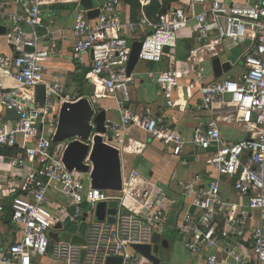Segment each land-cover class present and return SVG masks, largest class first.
Returning <instances> with one entry per match:
<instances>
[{
	"label": "built area",
	"instance_id": "obj_1",
	"mask_svg": "<svg viewBox=\"0 0 264 264\" xmlns=\"http://www.w3.org/2000/svg\"><path fill=\"white\" fill-rule=\"evenodd\" d=\"M136 1L142 15L136 21L122 20L119 0H105L95 18L76 11L71 28L74 58L91 55L85 74L93 86L91 98L113 99L118 111V120L107 127L111 144L123 149L125 131L136 126L172 156L182 155L186 147L197 155L208 152L206 164L215 176L202 186L200 179L181 183L183 209L174 225L175 239L200 257L198 264H264V0H179L156 14L155 21L145 16L153 0ZM16 3L17 11L0 12V24H10L6 40L13 50V55L0 53V73L14 82L13 87L0 82V191L9 198L13 237L0 244V264H36L47 255L61 264H107L109 257L120 258V264H152L132 246L152 243L167 224L174 200L159 194L155 183L137 170L122 175L121 187L113 192L92 187L90 171L67 169L63 153L68 142L56 143L53 135L59 107L68 98L62 97L57 81L45 82L44 62L56 44L42 47L36 32L43 0ZM186 30L193 43L179 62L178 38ZM133 41L141 42L138 62L167 59L168 68L145 74L163 98L157 111L127 108L135 75L127 73ZM227 44L244 46L239 59L245 70L235 79L210 81L205 64L214 57L230 63L225 60ZM182 77H188L182 95L191 98L197 92L193 107L209 116L192 128L189 138L163 112L184 110L181 97H175ZM39 84L45 86L43 105L36 100ZM12 110L17 117L7 118ZM221 124L246 136L224 140ZM11 148L15 154L5 153ZM25 162L29 165L23 171ZM84 163L91 164L88 156ZM56 196L65 203L53 201ZM110 200L118 202L113 222L90 218L97 203ZM68 208L72 222L86 224L83 244L48 235L56 223L67 220ZM3 209L0 205V213Z\"/></svg>",
	"mask_w": 264,
	"mask_h": 264
},
{
	"label": "crops",
	"instance_id": "obj_2",
	"mask_svg": "<svg viewBox=\"0 0 264 264\" xmlns=\"http://www.w3.org/2000/svg\"><path fill=\"white\" fill-rule=\"evenodd\" d=\"M104 1L105 0H93L94 7L99 8ZM119 1L121 2L119 8L123 21H136L142 16L139 9L136 12H132L128 4L124 3L123 0ZM40 9L41 22L40 25L37 26L36 32L41 37V45L42 47L48 48L50 47V44H56V48L51 50L52 52L50 57L44 62V64L48 67L45 75V82L51 83L52 81H57L60 84L62 97L68 98V100H63L64 102L62 101L60 106H62L65 102L74 103L80 98L86 97L91 105L95 107L96 111H99L102 108L105 110L106 119L108 121H117L119 114L115 108L113 99L100 98L98 100H93L91 98L92 94L80 95V92H86L87 88H92L93 93V86L90 85L85 79V74L89 70V65L91 63V55L89 53L84 54L81 61L79 59H75L73 56L74 40L71 28L74 23L76 11L84 10L80 5V0H43ZM17 10L18 5L16 0H0V12L4 11L7 13ZM133 18L135 20H133ZM1 25L6 27V33L4 35H0V53L5 55H13V50H11L6 40V34L10 28V24L5 21ZM28 29L29 28L26 27V30ZM178 43H184L189 47L192 46L193 35L191 32L189 30L182 31L179 35ZM227 49L228 51L225 55V60H230L231 64L229 70H231L233 67H236V71L229 75L227 74V76H223V74L221 77L216 78L213 76V74H209L208 70L206 69V72L208 73V80H218L225 77L235 79L245 70L241 58L239 59L240 54H242L245 49L244 46H229L227 44ZM138 63H140V66L147 71L145 70L144 72H138L134 67L132 71L135 74L134 82L131 84L132 86L130 85V100L127 103V108L135 113H141L142 109L146 106H149L152 110L157 111L158 109L163 108V98L161 97L159 86L155 82L147 79L145 74L148 72H156L168 68L167 59H164L163 62L159 64L153 63L155 64L154 66L148 65L147 62H137V64ZM85 70L86 72L84 74ZM83 74L84 78L82 84H80L79 78L83 76ZM187 80L188 77H182L180 79L179 87L175 93V97L180 96V102L185 103L186 106L184 107V110L181 111L177 108L167 110L164 109L163 112L169 124L179 127L182 130L184 137L189 138L192 128L196 124L207 120L209 116L206 112L200 113L194 109L193 103L199 96L197 92L193 94V97L191 98H187V96L182 95L184 86L187 84ZM0 82L4 86H14V82L9 77H3L1 73ZM56 104L57 107H59V103L57 102ZM220 127L224 140L236 141L246 136V133L241 129L226 124H221ZM125 139L126 143L123 149L120 150L122 175L126 176L130 170H137L142 177L149 178L155 183L159 194L174 200L173 204L170 206L168 205V208H170L168 222L159 233L161 240L168 241L169 248L172 242H177L175 239L174 225L178 215L183 209V197L181 195L183 188L181 183L187 185L188 183L194 182V180L200 179L199 185L202 186L215 176L211 168L206 164V159L209 157V153L205 152L201 155H197L190 149V147H186L182 155L172 156L171 152L166 147H164L160 141L149 138L142 129L136 126H130L125 131ZM5 153L15 154L16 152L10 153L7 150ZM28 165L29 164L27 162L24 163L22 167L23 171L26 170ZM222 179H224V181L227 180L226 178ZM85 180V183L87 184V179ZM186 200H188V198H186ZM53 201L62 204L65 203V199L59 196L53 198ZM0 205L4 207L3 212L0 213V244L5 246L11 242L13 237L10 233L12 226L9 216V198L5 197L1 191ZM84 207L87 208L89 206L84 205ZM95 207L93 214L90 215V218L93 220H95ZM69 209L72 208H68L67 211ZM52 231L57 232L58 236H60L63 232H68L63 227V224H61L60 230L53 229ZM68 233L83 238L85 227L83 233ZM168 248L164 249L162 245L159 246L158 251H165L168 256L166 261H160L161 264H198L201 261L200 257L191 255L184 247L183 249L185 252L182 250H176V252L173 253V256L171 257L168 253ZM56 263L58 262L51 260L50 256L48 255L44 257H38L36 259V264Z\"/></svg>",
	"mask_w": 264,
	"mask_h": 264
},
{
	"label": "water",
	"instance_id": "obj_3",
	"mask_svg": "<svg viewBox=\"0 0 264 264\" xmlns=\"http://www.w3.org/2000/svg\"><path fill=\"white\" fill-rule=\"evenodd\" d=\"M80 5L87 12L88 18H95L99 14V8L94 7L93 0H80ZM6 33V27L0 24V35ZM130 56L128 62V71L130 74L138 62V56L141 49L140 41H133L130 45ZM213 76L221 77L230 69L228 61L222 62L219 57H214L210 61ZM36 100L39 105L45 101V86L39 84L36 86ZM97 106V104H96ZM7 118H16L15 111H7ZM111 121L106 119V112L102 108L96 111L86 97L80 98L74 103L65 102L59 107L58 123L53 141L58 143L67 141V147L63 153V162L68 170L75 169L78 172L88 173L90 171L91 185L94 188L106 190H118L121 187L122 163L120 151L113 144L112 138L107 134V127ZM92 136V140H91ZM91 164L84 163L87 158ZM117 200L108 202H99L95 207V217L97 220H114L117 212ZM107 214V215H106ZM61 224L56 223L54 230H60ZM49 237L53 240H70L72 243L83 244L82 237L71 235L68 232L61 233L50 231ZM168 248L167 240H161L159 234H154L152 244L133 245L134 250L143 255L152 264H159L161 260H167L165 251H158L159 246ZM107 264H120L118 257H109Z\"/></svg>",
	"mask_w": 264,
	"mask_h": 264
},
{
	"label": "trees",
	"instance_id": "obj_4",
	"mask_svg": "<svg viewBox=\"0 0 264 264\" xmlns=\"http://www.w3.org/2000/svg\"><path fill=\"white\" fill-rule=\"evenodd\" d=\"M124 3L128 4L132 10V12H136L139 9V4L136 0H123ZM179 0H153L151 4L145 9V14L150 20L155 21V15L158 13H162L166 9H168L172 4L178 3ZM136 14V13H135ZM134 14V15H135ZM133 20H135L133 18ZM191 47V46H190ZM190 47L186 44L182 43L177 45V54L176 58L179 62L183 61L184 58L187 56ZM86 70L84 71L85 74ZM83 76L79 78V83L82 84ZM92 94V88H87L86 92L81 91L80 95H91ZM8 151L15 152L16 150L14 148L8 149Z\"/></svg>",
	"mask_w": 264,
	"mask_h": 264
},
{
	"label": "rangeland",
	"instance_id": "obj_5",
	"mask_svg": "<svg viewBox=\"0 0 264 264\" xmlns=\"http://www.w3.org/2000/svg\"><path fill=\"white\" fill-rule=\"evenodd\" d=\"M148 65H155V64H153V63H147ZM141 64L140 63H138L136 66H135V70L136 71H138V72H144L146 69H144L143 67H141L140 66ZM205 66H206V69L208 70V72L210 73L211 72V64H210V60L209 61H207L206 62V64H205ZM236 67H233L231 70H228L226 73H224V75L223 76H227V74L229 75V74H231V73H234L235 71H236ZM180 70H182V69H180ZM147 71V70H146ZM146 73V72H145ZM139 74H143V73H139ZM132 86V85H131ZM131 86H129V90L131 89L130 87ZM133 88V87H132ZM141 94H142V92H141ZM72 213H73V210L72 209H69L68 211H67V214H68V216H67V220L65 221V222H63V227L65 228V230L66 231H68V232H71V233H78V232H80V233H83L84 232V227L86 228V224L85 223H81L80 225H78V223H74V222H72L71 220H70V215H72ZM95 220H97L96 219V217L94 218ZM97 221H99V220H97ZM182 245V243H180L179 241H175V242H172L171 244H170V247L168 248V253L170 254V256L172 257L173 256V253H175L176 252V250L178 251V250H182V251H184V249H183V245ZM185 252V251H184ZM56 264H59V263H56Z\"/></svg>",
	"mask_w": 264,
	"mask_h": 264
},
{
	"label": "bare ground",
	"instance_id": "obj_6",
	"mask_svg": "<svg viewBox=\"0 0 264 264\" xmlns=\"http://www.w3.org/2000/svg\"><path fill=\"white\" fill-rule=\"evenodd\" d=\"M64 102V101H63Z\"/></svg>",
	"mask_w": 264,
	"mask_h": 264
}]
</instances>
